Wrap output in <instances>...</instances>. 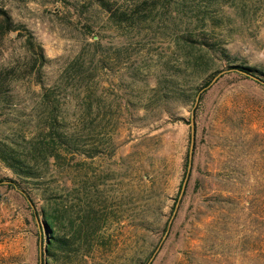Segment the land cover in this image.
<instances>
[{"label":"rangeland","instance_id":"374dc122","mask_svg":"<svg viewBox=\"0 0 264 264\" xmlns=\"http://www.w3.org/2000/svg\"><path fill=\"white\" fill-rule=\"evenodd\" d=\"M115 3L127 16L91 0H0L45 57L43 87L32 75L12 81L0 139L46 142V90L73 141L41 163L44 197L21 185L62 223L87 214L100 225L103 244L71 264H146L158 245L149 264H264V81L230 66L264 70V0ZM19 31L0 36V66L32 62ZM191 116V169L167 228ZM6 177L0 161V264H38L30 206Z\"/></svg>","mask_w":264,"mask_h":264},{"label":"trees","instance_id":"16d2710c","mask_svg":"<svg viewBox=\"0 0 264 264\" xmlns=\"http://www.w3.org/2000/svg\"><path fill=\"white\" fill-rule=\"evenodd\" d=\"M91 1L97 3L108 14H117L121 18L127 16L118 6H115V0ZM17 29L20 30V35L24 36L25 47L33 56V59L30 65H27L29 61L24 64V68H19V66L14 64L0 66V104H5L10 99L11 83L19 77L32 75L36 83L41 84V87L44 86L42 72H40L45 59L42 46L35 40L29 29L20 23L14 22L7 9L0 6V36L2 37L3 34ZM206 45L209 49H213L214 43L207 41ZM213 50H218L223 56H228L225 48L220 45L218 47L215 46ZM36 61H38L39 66L34 72L33 68ZM230 66L237 72L248 76L253 74L258 76L259 79L257 80L264 81V70L255 65L237 61L230 64ZM42 97L47 101L51 112L46 123V142L38 146L33 143L27 147V150H24L18 146L20 141L17 139H0V161L14 174V177H6L7 184L19 189L30 206L39 242L38 264H71L74 257L79 254L81 256L88 254L93 245L103 244L98 234L100 225L87 214L81 215L77 222L73 218L68 217L67 220L69 221L62 223L63 217L60 216L58 210L55 209L50 212L44 206L36 207L30 192L26 186L20 183L21 181L31 182V188L38 190L44 197L45 191L40 185L43 169L41 168V163L46 166L50 157L53 158V161H58L61 154L58 146H61L64 150L71 151L73 144L71 139L62 136L58 131L56 126L57 119L52 114V109L57 106L56 102H52L46 90L43 91ZM62 228H65V230L62 231Z\"/></svg>","mask_w":264,"mask_h":264},{"label":"water","instance_id":"95a60500","mask_svg":"<svg viewBox=\"0 0 264 264\" xmlns=\"http://www.w3.org/2000/svg\"><path fill=\"white\" fill-rule=\"evenodd\" d=\"M249 75L251 77L255 78V79H259L258 76H256V75H253V74H249ZM261 81H263V80H261ZM197 99H198V95L196 96L195 102L197 101ZM194 137H195V126H194L193 118L191 116V119H190V140H189V147H188V151H187L186 170H185V174H184L183 179H182L181 184H180V188H179V192H178V197H177V200L175 202L174 209L172 211V215H171V217L168 220V226H167V228L169 227V225H170V223L172 221V217H173V215H174V213H175V211L177 209L179 200H180V198H181V196H182V194L184 192V188H185L186 183H187V179H188L189 172H190V169H191V164H192L193 147H194ZM166 231H167V229H166ZM164 236H165V234L163 235V238H164ZM158 246L156 247V249L154 250V252L152 253L151 257L149 258V260L147 261L146 264H149V262H150L151 258L153 257L154 253L158 249Z\"/></svg>","mask_w":264,"mask_h":264}]
</instances>
